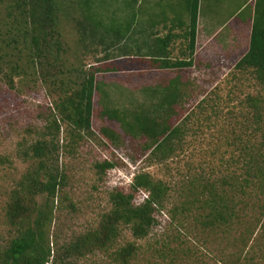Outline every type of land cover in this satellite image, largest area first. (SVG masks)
<instances>
[{
	"label": "trees",
	"instance_id": "1",
	"mask_svg": "<svg viewBox=\"0 0 264 264\" xmlns=\"http://www.w3.org/2000/svg\"><path fill=\"white\" fill-rule=\"evenodd\" d=\"M141 1H123L118 6L119 11L115 10L116 24L104 26L92 15V0H80L82 32L91 41L99 38L101 45H105V39H111L105 45L108 49L118 47L137 33L136 28L138 31L142 20ZM143 1L148 3L149 0ZM180 2L183 14L188 18L185 38L191 57L195 49L199 0ZM122 11L133 13L124 21L116 17ZM59 12L56 0H0V82L10 93L37 85L49 89L51 84L56 96L41 138L17 143L16 160L26 167L9 187L3 185L4 176L16 167L9 156L0 154V223L8 229V236L0 239V264L62 262L61 258L52 256L47 237L55 220V211L72 207L65 191L67 177L59 163L60 136L64 134L67 146L73 148L86 139L96 138L92 128L93 99L97 90L95 76L115 71L116 62L124 57L105 55L97 62L98 67L95 65L86 71L70 68L63 55L66 53L58 30ZM121 21V25H117ZM128 58L135 61L137 69L149 62L151 68L159 69L192 66L191 58L175 61L159 57ZM234 69L239 73L249 72L256 84L264 87V10L258 0L254 7L248 52ZM205 104V101L198 104L201 111ZM241 104L244 109L241 110L242 118L231 117L232 128L224 134V129L219 128L220 136H228L219 146L213 147V153H221L226 146L227 156L221 154L216 159L218 164L213 161H203L196 166L189 164L186 175L177 183L176 204L167 209L172 190L166 182L149 173H138L127 190L115 189L109 193L110 209L100 216L96 226L64 247L65 257L86 259L91 255L106 254L111 264H132L140 253L145 252L138 241L149 236L157 224V215L163 210H167L172 222L180 225L191 221L196 228L212 236L228 235L242 226H245V236H249L252 233L250 226L264 216V97L248 96ZM207 107L213 108L214 105ZM151 111L149 113V109L136 117L140 134L150 139L144 151L150 152L151 159L165 163L180 146L178 141L186 135L192 116L188 113L173 126L169 120L174 115L163 117L157 107H152ZM199 117L196 118L198 122L210 119L207 115ZM197 130L202 133L200 126ZM98 138L113 145L118 140L108 129H101ZM203 164H207L210 173L201 169ZM116 167L117 164L110 160L95 165L99 175ZM140 193H145L146 197L137 204L135 200ZM125 231L133 240L125 238ZM152 247L148 246L147 250ZM187 250L190 251L188 247ZM178 251L179 248L167 242L153 252L163 259L168 256L170 264H175ZM237 262L225 261V264Z\"/></svg>",
	"mask_w": 264,
	"mask_h": 264
},
{
	"label": "rangeland",
	"instance_id": "2",
	"mask_svg": "<svg viewBox=\"0 0 264 264\" xmlns=\"http://www.w3.org/2000/svg\"><path fill=\"white\" fill-rule=\"evenodd\" d=\"M123 1L125 0H92V15L95 19L98 18L99 22H103L104 26L107 23L112 26L116 24L115 10L119 11ZM79 2L80 0H56L60 9L58 30L66 53H63L66 64L71 66L70 68L74 67L72 69L86 71L98 64L105 55H110L111 58L121 55L124 57L116 62L115 71L95 76L97 84L100 81L112 83L107 84L105 88H101L99 84L94 94L92 128L96 138L86 139L73 148L67 146L64 134L60 136L59 163L67 177L65 191L72 207L55 211V220L50 233L48 230L47 237L52 256L62 259V262L56 264H111L106 254H95L86 259L66 258L64 247L72 239L96 226L100 216L110 209L109 193L115 189L127 190L138 173H149L171 187L170 203L167 205V209H170L171 204L178 202L177 183L186 175L189 164L196 166L203 161L218 164L216 159H219L221 154L227 156L226 146L222 148L221 153L212 152L213 147L219 146L228 136H220L219 128L224 129L223 134L230 130L233 124L230 119L242 118L241 110L244 109L241 103L248 96L264 97V87L257 85L249 72L239 73L233 69L248 47L251 21L250 18L247 19V15L252 5L247 3V0H199L197 24L206 28L205 33L213 37L207 43V50L205 49L207 60L202 58L201 51L194 68L175 72L151 68L153 66L150 62L143 63L144 66L137 69L133 63L135 61L128 57L142 56V38L153 40L156 36L162 37L160 34L164 32L163 25L159 24L160 29L153 26V21H157L160 13L173 15L176 19L177 16L181 18L184 15L182 2L149 0L146 3L147 1L142 0L140 13L149 18V29L144 35L133 33L124 43L110 49L105 45H108L111 39H105V45H101L99 38L91 41L82 32L83 19ZM260 7L264 10V3L260 4ZM122 12H118L116 17L124 21L133 13ZM175 21L173 19L171 24ZM171 24L165 23L164 27ZM180 32L183 33L182 30ZM199 35L198 41L201 39ZM199 46L201 47V44ZM175 75L181 78V105L176 107V113L170 117L169 123L176 125L188 113L192 118L188 122L183 140L178 141L180 146H177L176 152L165 163H160L149 157L150 152L144 151L150 144V139L140 134L136 117L149 109V113L152 112L149 102H145L146 97L142 89L162 84L168 76ZM17 86L19 87L18 84ZM0 92V154L9 156L16 167V170L4 176L3 185L9 187L13 179L26 167L16 160L17 143L41 138L49 109L53 107L56 96L51 84L49 89L44 85H37L32 89L24 87L19 92L10 93L0 82ZM200 101L206 102L203 111L198 107ZM211 104L214 105L213 108L207 107ZM160 115L165 117L169 114ZM204 115L210 119L198 122L197 116L201 119ZM199 126L202 133L197 130ZM101 129H108L116 134L118 140L115 145L98 138ZM103 160L114 161L117 167L99 175L95 165ZM201 169L207 174L210 173L207 164L201 165ZM199 171L198 169L197 172ZM145 197V193H140L135 203H141ZM253 225L250 226L252 233L249 236H245V226L228 235L212 236L196 228L191 221L180 225L172 222L167 210H163L157 215V224L149 236L138 241L145 252L140 253L132 264H170L168 256L163 259L153 252L167 242L172 247L179 248L175 264H225V261H238L237 264H264V216ZM6 236L8 229L0 223V239ZM124 236L127 240H133L127 231ZM175 237L177 238L174 239ZM148 246L153 247L147 250Z\"/></svg>",
	"mask_w": 264,
	"mask_h": 264
},
{
	"label": "crops",
	"instance_id": "3",
	"mask_svg": "<svg viewBox=\"0 0 264 264\" xmlns=\"http://www.w3.org/2000/svg\"><path fill=\"white\" fill-rule=\"evenodd\" d=\"M257 0H247V3H250L252 5V8L250 12L247 15V19L250 18L251 21V28L249 31V41H248V47L245 50V52L240 56L236 64L244 57V55L248 52L249 49V42H250V35H251V29L253 25V19H254V7L256 5ZM260 4L264 3V0H258ZM244 8V6L242 7ZM241 8V9H242ZM180 18V17H179ZM177 16V19L175 16L170 15L166 16L164 13L163 15H159L157 21H153L154 28L160 29L159 24L163 25L164 32L160 34L162 37H154L155 39H141V52L142 56L146 57L148 59L152 57H159V58H168L172 61L178 60V59H192V66L186 69H192L195 67L196 60L198 58L199 52L202 51V58L207 60V43L213 39V37L208 34H206L205 30L206 28L198 26L197 24V30H196V40H195V49L190 57V51L188 47V41L185 38L186 33V24L188 23V18L186 16H181L179 19ZM175 19V23H172V20ZM245 18V20L247 21ZM149 18L143 17L138 25V31L137 33H141L144 35L147 29H149ZM198 22V20H197ZM165 23H170L171 25L169 27H164ZM182 30L183 33L180 31ZM200 33V35H199ZM198 35L201 37V39L198 41ZM151 36V35H150ZM149 36V38H150ZM152 38V36H151ZM161 39V42H158V40ZM201 44V47L199 46ZM206 49V50H205ZM235 64V65H236ZM235 67V66H234ZM185 69V68H183ZM234 69V68H233ZM160 71L165 72H175L181 69H175V68H168V69H159ZM99 84L101 85V88H104L108 85H112V83H106L105 81H100L97 84V90ZM181 78L178 75L175 76H168L162 84H159L154 87H147L145 89H142L143 93L145 94L146 101L149 102L150 107H157L158 112L161 114L167 113L169 115H175L176 113V107L181 105ZM96 90V92H97ZM154 91V92H153ZM101 92L103 93L102 89ZM135 93V92H134ZM144 102V104H145ZM103 114V110H102Z\"/></svg>",
	"mask_w": 264,
	"mask_h": 264
}]
</instances>
